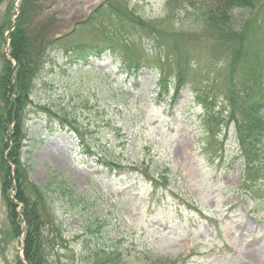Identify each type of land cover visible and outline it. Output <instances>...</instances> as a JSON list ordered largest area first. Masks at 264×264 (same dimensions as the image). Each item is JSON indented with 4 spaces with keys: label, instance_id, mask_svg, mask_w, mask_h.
I'll list each match as a JSON object with an SVG mask.
<instances>
[{
    "label": "rangeland",
    "instance_id": "obj_1",
    "mask_svg": "<svg viewBox=\"0 0 264 264\" xmlns=\"http://www.w3.org/2000/svg\"><path fill=\"white\" fill-rule=\"evenodd\" d=\"M27 1L28 11L38 4L44 13L22 18L23 0H0V31L9 21L0 38V77L6 60L10 91L16 92L17 26L27 23L34 35L45 26L43 42L61 43L35 75L19 136L15 123L0 131V264H30L18 176L42 219L54 208L66 234L60 239L69 251L53 245L42 251L50 264H96L84 241L113 258L103 264H264V180L254 199L246 196L235 124L224 113L229 127L210 138L194 100L212 91L215 112L230 109L233 78L245 80L251 71L260 80L246 86V103L264 95V0L225 12L236 35L209 21L220 16L221 0ZM78 44L102 46V56L92 50L85 63L73 48ZM161 68L176 74L173 83L188 85L172 104L155 98ZM169 170V188L151 193L149 178ZM58 226L47 225L44 236L59 241Z\"/></svg>",
    "mask_w": 264,
    "mask_h": 264
},
{
    "label": "trees",
    "instance_id": "obj_2",
    "mask_svg": "<svg viewBox=\"0 0 264 264\" xmlns=\"http://www.w3.org/2000/svg\"><path fill=\"white\" fill-rule=\"evenodd\" d=\"M43 0H39L40 3H42ZM257 0H221L219 2V5L217 7V10L221 13L220 16H214L209 15V21L213 22V24H218V21H222V23L225 25V27H229L231 29V23L228 22L229 15L225 16V12L231 8L232 5H234L231 9H233L235 6L239 7L241 4H244L246 6L251 7L254 5V3ZM29 1L23 0V3L21 5V16L22 18L26 17V14L29 11L36 12V16H39L40 14H43L44 11L41 7L42 5H34V9H30L29 11L27 8H29ZM42 12V13H41ZM211 13V12H210ZM225 20L227 22H225ZM209 22V23H210ZM4 28L2 31H0V38L2 37V32L6 27L9 26V21L6 20L4 23ZM2 24V26H3ZM28 24H24L22 26H17V28L14 30L12 35V56H14L17 59L18 62V68L16 70V81L14 82V88H16V92L12 93L11 90V83L12 80V72L9 70V66L6 60L3 63L2 69L4 71V75L0 77V102H1V108H0V131L5 130L7 123H15V129L14 134L19 136L21 125L23 122V116H25V109L28 103L30 102L29 97L31 96V92L33 91L34 87V79L36 73L40 72L44 66L50 62L52 59L50 57L51 52L55 49L56 46H54V43L59 42L61 43L60 38L56 39V41H50V42H43V38L41 37L43 29H45V26L41 27V29L37 32L36 35L34 33L29 32ZM245 28V25L242 26ZM235 35L238 34L237 30L231 29ZM34 31V30H33ZM42 38L40 42H38V38ZM83 45H77L76 47H73L74 49L77 48L80 50V47ZM93 48H90V50H87V48H84L79 51L78 58L80 60H87L93 51H95L94 55L96 57H101L103 53V47L102 46H96ZM73 49V50H74ZM69 50V49H68ZM93 50V51H92ZM241 54L246 56L247 51L245 52L241 50ZM233 57L238 54L234 53L231 54ZM68 54V52H67ZM223 55L226 54V52L222 53ZM226 56V55H225ZM226 56L224 58L227 60ZM51 58V59H50ZM229 58V57H228ZM221 59V58H220ZM233 59V58H232ZM229 61H231L229 59ZM136 70L140 68L137 64L135 65ZM253 69V66L251 67ZM181 73L180 71L178 74ZM171 74H174L170 72V70L161 68V71L159 73L158 77V83L157 86L160 87V92H162L164 95H170V90L174 89L177 93L186 85V80L182 79L179 83H173L174 78ZM181 77V75H179ZM245 80H241L239 77L233 78V83L231 84V94L228 98L229 100V122H234L235 124V130L237 134V139L241 146V153L244 156V174L246 176V182L244 183V186L247 189H252L257 182H259L264 177V95L259 98V100L252 102L250 104L246 103V97L242 94L246 92V86L249 85V83H252V80H255V84H259L260 77L250 72L249 76L244 77ZM175 84V85H173ZM238 85H240L238 87ZM241 88V89H240ZM10 91V92H9ZM209 92V91H208ZM11 93V94H10ZM210 96V95H209ZM208 95L206 97H203L202 94H197V102L199 101L201 104H203L206 108V120L205 124L207 125V130L210 136L216 137L218 134L223 132V123L219 121L221 119V113L216 114L213 111V102L212 105L209 103V100L207 99ZM210 98L213 100L214 95L210 96ZM215 104V102H214ZM86 149L88 152H92L90 147L86 146ZM163 177H157L156 179L160 180L163 178V183L166 185L168 183H171L170 180V170L164 172ZM18 181V190H17V199H19L21 202L24 203L25 207L23 210V215L26 217V221L28 220L29 229L27 232V242H28V248L27 255L29 258L30 264H50L48 261L44 260L43 252L46 245H53L55 248L58 247V250H65L69 251L70 247H65L64 241L60 238H66L64 237L66 234L61 229L58 220L55 217L54 208L52 211L48 210L49 219L45 221V219H42L43 213H39L37 209V205L34 204L33 201H31L29 197H27V187L26 184H23L20 181V177H16ZM169 178V179H168ZM12 181V180H11ZM10 183V182H9ZM7 183V185L9 184ZM32 191L35 194L44 195L45 201H47L50 196L46 193L44 187L40 186H32ZM47 194V195H46ZM9 207L13 209L14 216L17 215L16 208L18 206L17 203H15L12 199L9 200ZM51 208V207H50ZM33 210L37 216L32 213ZM12 213V211H11ZM53 214L54 216L51 218L50 214ZM41 214V216H40ZM13 216V213H12ZM93 222V221H92ZM49 224H55L60 229V232L58 231L57 234L59 235V241L53 240L55 239L54 235L52 237L50 236H44V233H46V226ZM86 227H90L87 223L85 225ZM50 228L53 230V228L50 226ZM88 232V231H86ZM79 236V234H77ZM54 237V238H53ZM50 242L52 244H50ZM82 242V241H81ZM83 247L84 252H86V257L90 258V253L94 252L95 256V263H106L107 261H113V258L109 256L108 252L101 249V245L94 244L89 245L88 242L84 241ZM91 248V251H87ZM112 250V249H111ZM89 253V254H88ZM112 254H115L114 252H111ZM119 256L120 254L116 252ZM160 264H167L165 260H163V263ZM171 264V263H170Z\"/></svg>",
    "mask_w": 264,
    "mask_h": 264
}]
</instances>
